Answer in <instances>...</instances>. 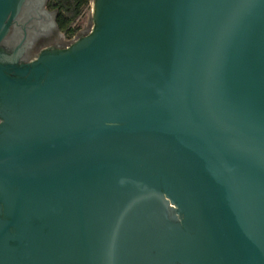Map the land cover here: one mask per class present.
Listing matches in <instances>:
<instances>
[{
	"label": "water",
	"instance_id": "1",
	"mask_svg": "<svg viewBox=\"0 0 264 264\" xmlns=\"http://www.w3.org/2000/svg\"><path fill=\"white\" fill-rule=\"evenodd\" d=\"M90 7L0 48V264H264V0Z\"/></svg>",
	"mask_w": 264,
	"mask_h": 264
},
{
	"label": "flooded vegetation",
	"instance_id": "2",
	"mask_svg": "<svg viewBox=\"0 0 264 264\" xmlns=\"http://www.w3.org/2000/svg\"><path fill=\"white\" fill-rule=\"evenodd\" d=\"M52 0H24L9 32L0 43L5 54L21 51L19 61H33L40 52L46 49L66 48L73 40L66 31L59 29L58 12L52 8ZM86 33L80 31L77 34ZM71 41V42H70Z\"/></svg>",
	"mask_w": 264,
	"mask_h": 264
},
{
	"label": "trees",
	"instance_id": "3",
	"mask_svg": "<svg viewBox=\"0 0 264 264\" xmlns=\"http://www.w3.org/2000/svg\"><path fill=\"white\" fill-rule=\"evenodd\" d=\"M52 8L58 12L57 24L59 29L66 31L69 38L79 32L78 20L90 8L91 0H52Z\"/></svg>",
	"mask_w": 264,
	"mask_h": 264
},
{
	"label": "rangeland",
	"instance_id": "4",
	"mask_svg": "<svg viewBox=\"0 0 264 264\" xmlns=\"http://www.w3.org/2000/svg\"><path fill=\"white\" fill-rule=\"evenodd\" d=\"M90 12H91V7L89 9H87L83 13V15L81 16V18L77 22V25L79 26V29H80L81 32L82 31L88 32L90 30V27H91L90 26V23H89Z\"/></svg>",
	"mask_w": 264,
	"mask_h": 264
}]
</instances>
